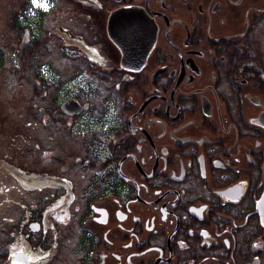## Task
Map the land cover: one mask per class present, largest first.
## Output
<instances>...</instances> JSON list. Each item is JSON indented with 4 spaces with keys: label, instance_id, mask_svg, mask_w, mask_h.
<instances>
[{
    "label": "flooded vegetation",
    "instance_id": "1",
    "mask_svg": "<svg viewBox=\"0 0 264 264\" xmlns=\"http://www.w3.org/2000/svg\"><path fill=\"white\" fill-rule=\"evenodd\" d=\"M52 49L92 81L39 119L43 174L31 95L0 103V174L43 191L0 216V264H264V0H0L17 86Z\"/></svg>",
    "mask_w": 264,
    "mask_h": 264
},
{
    "label": "rangeland",
    "instance_id": "2",
    "mask_svg": "<svg viewBox=\"0 0 264 264\" xmlns=\"http://www.w3.org/2000/svg\"><path fill=\"white\" fill-rule=\"evenodd\" d=\"M62 45L63 43L61 44V48ZM57 52L56 49L50 51L44 50L35 58V62L39 63L40 68L37 74L31 73V82L27 83V87H22V85L17 86L20 83H15L17 74L11 70L0 69V103H5L4 113L8 112L6 114H8L10 119H19L20 122L27 120L28 106L24 99L31 95V110L34 109V113L37 115L36 119L38 121L31 126V153H29V158H31V164H29L31 165V174H43L48 168L54 169L56 167V163L53 160L50 162L48 159H44V156L40 158L39 153L41 151L51 150L53 154H62V150L58 148L56 142L52 144L51 141V146H48L47 135H50V129L47 130L48 127L46 128V126L43 127L39 119L42 117H45L46 121L50 119L53 116L48 112L50 109L51 113L56 115V111L52 112V110L60 98L66 95H80L83 90H88L86 85L90 87L88 81H92L90 74L86 71L76 72L77 74L74 72L76 68L80 69L85 64L84 58L81 55L68 56L63 55V52L60 54ZM83 86L85 88L82 90ZM46 123L47 126L54 125V122L47 121ZM20 130L22 131L24 128L21 127ZM70 143L69 148L71 147L70 145L80 146L76 142L74 144ZM39 159L43 161L36 164V161ZM9 161L15 163V165H20V162ZM0 182L5 183L0 186V216L3 217H16L15 214L20 207L15 200L18 199L23 203L31 204L43 194V191H24L14 178L2 174H0Z\"/></svg>",
    "mask_w": 264,
    "mask_h": 264
},
{
    "label": "snow or ice",
    "instance_id": "3",
    "mask_svg": "<svg viewBox=\"0 0 264 264\" xmlns=\"http://www.w3.org/2000/svg\"><path fill=\"white\" fill-rule=\"evenodd\" d=\"M33 3H38V0H32ZM42 7L47 8L48 4L45 2L42 4Z\"/></svg>",
    "mask_w": 264,
    "mask_h": 264
},
{
    "label": "water",
    "instance_id": "4",
    "mask_svg": "<svg viewBox=\"0 0 264 264\" xmlns=\"http://www.w3.org/2000/svg\"><path fill=\"white\" fill-rule=\"evenodd\" d=\"M111 22H112V21H110V24H111ZM33 226H34V227H33ZM31 229H33V230H34V229H37V224H36V225H35V224H31Z\"/></svg>",
    "mask_w": 264,
    "mask_h": 264
}]
</instances>
